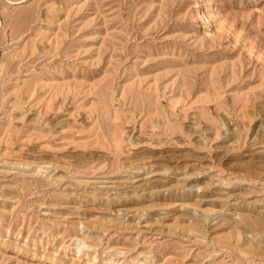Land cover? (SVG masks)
Returning <instances> with one entry per match:
<instances>
[{
  "label": "rangeland",
  "instance_id": "374dc122",
  "mask_svg": "<svg viewBox=\"0 0 264 264\" xmlns=\"http://www.w3.org/2000/svg\"><path fill=\"white\" fill-rule=\"evenodd\" d=\"M0 264H264V0H0Z\"/></svg>",
  "mask_w": 264,
  "mask_h": 264
}]
</instances>
